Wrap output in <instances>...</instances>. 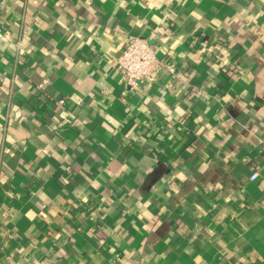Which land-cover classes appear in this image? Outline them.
<instances>
[{"label":"crops","instance_id":"obj_1","mask_svg":"<svg viewBox=\"0 0 264 264\" xmlns=\"http://www.w3.org/2000/svg\"><path fill=\"white\" fill-rule=\"evenodd\" d=\"M0 264H264V0H0Z\"/></svg>","mask_w":264,"mask_h":264},{"label":"built area","instance_id":"obj_2","mask_svg":"<svg viewBox=\"0 0 264 264\" xmlns=\"http://www.w3.org/2000/svg\"><path fill=\"white\" fill-rule=\"evenodd\" d=\"M156 50L144 39H132L122 51L118 62V70L122 73L123 81L130 91L138 92L148 85L155 71L159 69ZM60 106L65 100L57 102ZM259 179L258 173H253L250 180Z\"/></svg>","mask_w":264,"mask_h":264}]
</instances>
